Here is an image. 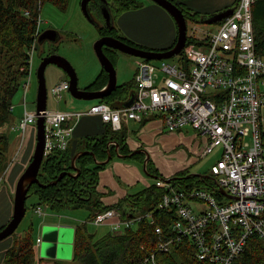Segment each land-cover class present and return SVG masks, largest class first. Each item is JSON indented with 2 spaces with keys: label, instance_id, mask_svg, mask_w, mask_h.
Returning <instances> with one entry per match:
<instances>
[{
  "label": "built area",
  "instance_id": "1",
  "mask_svg": "<svg viewBox=\"0 0 264 264\" xmlns=\"http://www.w3.org/2000/svg\"><path fill=\"white\" fill-rule=\"evenodd\" d=\"M237 1L233 14L218 22L215 31H206L202 37L189 35L202 43H187L180 64L161 60L156 65L140 58L135 74L136 97L129 107L114 109L106 102L95 101L88 110L47 109L45 113V157L55 149L70 146L75 128L85 116H98L119 132L125 123L154 114L170 131L191 128L206 136L203 157L222 148L221 158L210 169V178L216 180V191L224 189L230 200L219 201L208 188L178 189L159 179L156 184L167 192L157 210L174 211L176 219L170 223L167 237L162 228H157L158 243L141 264H166L157 256L172 252L186 240L194 245L200 260L212 264H234L252 235L264 244V57L256 51L252 14L256 0ZM43 23L40 13L22 67L26 72L23 112L13 130L24 136L29 125L37 123L36 112H30L27 104ZM69 88L67 79L52 88L58 104ZM36 213L44 215L43 207H37ZM124 216L122 210L113 207L79 224H110L113 232H121L145 217L154 222L153 212L127 219ZM41 240L36 238L38 248Z\"/></svg>",
  "mask_w": 264,
  "mask_h": 264
},
{
  "label": "trees",
  "instance_id": "2",
  "mask_svg": "<svg viewBox=\"0 0 264 264\" xmlns=\"http://www.w3.org/2000/svg\"><path fill=\"white\" fill-rule=\"evenodd\" d=\"M109 1L114 4L112 12L115 17L142 6V3L137 0ZM172 1L184 11L187 22L191 20L203 22L207 16L214 13L191 12L188 7L182 5L185 4L184 0ZM49 2L61 11H67L71 0H0V174L8 169L11 160L9 130H13V126L21 118V115L17 116L16 110L11 108L15 105V97L21 91L26 75L22 67L26 65L28 50L34 41L37 17L42 11V6ZM236 5L235 1L226 8ZM90 8L97 10L101 16L98 5L93 1L90 2ZM252 14L257 55L264 57V0H256L253 4ZM98 21L100 20L94 18L93 23L98 27L101 37L116 33L115 26L112 25L111 28H108ZM119 38L133 46L148 50L156 49L141 46L128 38ZM176 41L177 39L169 48L156 50L171 49ZM187 42L188 44L202 43L191 36L188 37ZM104 51L116 66L119 51L106 46ZM108 79L109 74L103 68L96 79L87 86V89H103L107 85ZM136 92L137 84L134 77L126 83L118 84L109 96L98 101L106 102L114 109H120ZM102 124L101 134L87 137L78 143L73 139L66 150L55 149L45 157L41 170L38 172L40 183L31 184L28 192L29 196L36 194L38 197L37 202L31 206L34 210L42 205H47L54 212L85 207L89 209L88 218L91 219L99 212L113 208L112 205L103 203L98 192L100 172L106 168L108 162L101 164L96 160L105 161L109 156L108 150L112 154L110 161L118 154L116 145L109 146V142L118 144L120 146L119 153L123 155L136 152L131 157H140L142 163H145L147 157L144 152L130 149L124 127L119 132H114L110 125L104 122ZM84 151H90L95 156L91 153L80 155L77 157L76 167H74L72 162L74 157L77 153ZM147 172L155 177L159 176L158 178L163 177L151 159L147 162ZM61 174H63L61 180L52 184L58 180ZM190 174L188 170L177 172L174 176L177 178L172 181V186L188 190L198 187L208 188L214 191L219 201L224 200L209 179L204 176L202 178L196 175L189 176ZM166 192L165 187L158 186L156 183L150 184L136 194L125 196V199L115 206L122 208L123 203L129 202L131 207L127 211H123L125 219H127V215L136 217L153 212L154 222L145 217L124 227L121 232H109L100 238L90 231L87 224H78L75 229L74 258L86 260L89 264H141V261L150 255L158 243L160 235L157 234V228H162L163 236L167 237L171 231L170 223L176 219L174 211L157 210V206ZM27 210H29L28 206ZM6 225L7 223L1 226L0 231ZM12 236H14V243L6 252L4 264H35L39 256V248L36 245L33 222L24 234L15 236L14 233ZM157 258L166 264H212L209 261L200 260L196 256L195 247L189 240L176 245L172 252L159 254ZM234 264H264V244L257 235H252L248 239L245 250L238 256Z\"/></svg>",
  "mask_w": 264,
  "mask_h": 264
},
{
  "label": "rangeland",
  "instance_id": "3",
  "mask_svg": "<svg viewBox=\"0 0 264 264\" xmlns=\"http://www.w3.org/2000/svg\"><path fill=\"white\" fill-rule=\"evenodd\" d=\"M144 2L142 5L145 6L148 4H154L156 8H159L161 11L159 12H150L146 10L139 11L143 8L140 7L138 9H132L131 12L127 15V17L123 18L121 15L116 16L113 20L115 21L114 26L116 28V33L112 34V36L116 37H124L128 38L134 43L145 45L147 39L153 38L155 35L150 33L152 31L147 26L146 29L135 31L134 38L131 37L122 27H126V19L131 16L132 13H137L136 19H142L147 17V15L151 14L152 19L154 20V24H156L159 28L164 25V21L162 19L171 18L172 21L177 26L174 18L171 14L165 10L162 6H159L153 0H140ZM207 0H189L190 3V11L194 12L196 10H203L201 8V3ZM214 1V0H208ZM207 1V2H208ZM237 0H234V2ZM94 2V1H93ZM95 3V2H94ZM193 8V9H192ZM225 9V8H223ZM222 9V10H223ZM221 10V9H220ZM125 13V12H124ZM163 13V14H162ZM93 14L96 19L100 20L103 25L106 26V19L103 12H101V16L97 10H93ZM41 15L43 16L44 23L42 25V31L46 32V30H56L58 32V38L56 41L43 40L38 41L37 49L34 55V63L32 69V80L30 84V93L28 95V110L30 112H36V104H37V91H38V68L42 62V60L50 55V54H59L65 58H67L70 62H72L73 66L76 69L79 87L81 89H86L98 76V74L102 71L103 66L100 62L94 45L96 41L100 38V31L98 27L91 21L83 12L81 6V0H71L69 8L67 11H61L57 6L52 3H45L42 6ZM167 16V17H165ZM122 17V18H121ZM217 29V24H208L204 22H188V35L202 37L205 35V32H213ZM181 56L176 55L168 60L170 63L180 64ZM117 63H116V71H117V82L118 84H123L134 78L136 70L138 68V61L141 60L139 57H135L129 55L127 53H123L121 51L117 54ZM153 63L159 65L161 60H152ZM47 88H48V109H60V110H88L92 104H94L95 100H84V99H75L71 92L67 90L63 94V99L58 104L56 99L52 96V88L59 83L61 80L67 79L69 77L66 75L65 71L58 67L57 65L50 64L45 72ZM24 89L21 88L15 97V106H16V115L19 116L23 112L22 102H24ZM264 115V108H263ZM151 122L144 129H148V132L145 130L140 131L138 133H134L133 130H137L141 128V124L138 122L132 121L130 125H128L127 136L132 138V142L135 145H139L137 149L143 150L147 159H151L156 168H158L161 172V176L164 180L174 177L179 170H188L191 174H201L212 176L210 169L212 165L221 158L222 150L221 148H217L214 152L206 157H203V152L207 144V139L202 137L195 130L188 128L182 131H168L167 128H164L162 118L161 121L157 122L153 120V116H151ZM15 124V123H14ZM13 124V125H14ZM129 124V123H128ZM30 134L32 131V138L34 140V147L32 154L27 162L30 164L31 159L33 158L35 147L37 144V123L29 125ZM165 126V125H164ZM163 129V131L160 130ZM10 138H11V149L10 155L11 160L9 166L11 164L19 165L22 161V149L24 148V142L26 135L24 136L18 131L9 130ZM85 138L84 136L80 137V139ZM129 138V137H128ZM251 139V137H248ZM24 151V150H23ZM138 151V150H137ZM21 153V154H20ZM121 154V153H119ZM119 154H116L115 157L106 164V170H110L120 184L121 188L124 192L127 193H135L137 191L142 190L146 187V184H154L162 178L152 177L148 174L145 168V164L141 161L137 162L132 158L121 157ZM116 162L120 163L121 170H127L128 168L135 167V171H132L133 178L136 181L133 183L130 180L123 179L118 170L114 167ZM26 164V163H25ZM13 165V166H14ZM176 172V173H174ZM3 175V173L1 174ZM159 177V176H158ZM213 177V176H212ZM210 183L217 184L214 178L208 177ZM107 190H113L109 185H107ZM6 189L3 187L2 183L0 184V211H4V209L9 211L8 218L12 216L14 210V198L16 188L11 187L8 189V195L6 197L5 192ZM101 192V191H100ZM118 194L115 192V196ZM38 197L36 194L30 195L26 204L29 207L27 210L24 219L21 224L17 228L15 232V236L18 234H24L30 224L33 222L34 224V235L35 237H40L42 243L44 242L43 231L44 227L47 226L48 223L56 219L59 222L61 221L60 216L65 215L64 221H68L72 224L69 225H59L64 228V237H63V246L65 249L64 254L56 256V257H44L42 256L41 264H89L86 260L76 259L74 258V239H75V227L78 225L74 220L67 219L66 217H74L76 219H84L88 220V214L90 213L88 208L82 207L77 209H67V211L62 212H54L50 213L45 210L46 215H39L34 211L31 207L34 203H36ZM230 199L225 196L224 201L228 202ZM45 209V205H42ZM129 202L123 203L122 208L120 210L127 211L130 208ZM3 213V212H0ZM64 217V216H63ZM84 217V218H83ZM10 221V220H9ZM8 221V222H9ZM7 222V221H4ZM7 222V223H8ZM3 224V223H0ZM65 226V227H64ZM110 224H104L96 226L92 224L90 221L88 222V227L91 232L96 234L97 238L106 235L109 232H113ZM68 231V234H67ZM36 237V238H37ZM5 246V250L0 252V264H4L5 255L7 250L14 243V236H9L8 238L0 241ZM41 245L39 246V252L41 249ZM35 264H38V260L35 261Z\"/></svg>",
  "mask_w": 264,
  "mask_h": 264
},
{
  "label": "water",
  "instance_id": "4",
  "mask_svg": "<svg viewBox=\"0 0 264 264\" xmlns=\"http://www.w3.org/2000/svg\"><path fill=\"white\" fill-rule=\"evenodd\" d=\"M94 1L101 12H103L106 21V26L111 28L112 25L114 26L115 21L113 20V14L109 7L108 0H82L81 6L85 15L93 21L95 16L93 14V10L90 8V2ZM155 3L162 6L165 10H167L171 16L174 18L177 28H178V37L175 45L166 51H159V50H148L144 48H140L137 46H133L122 39L112 36V35H104L100 36V38L96 41L94 48L96 54L102 63L103 68L108 72L109 79L107 85L100 90H88V89H81L79 87V80L78 74L76 72L75 67L73 66L72 62H70L67 58L59 55V54H50L46 56L37 71L38 74V91H37V106H36V114H37V144L35 147V152L33 158L30 161V164L25 169L23 174L20 176L17 185H16V192L14 198V212L12 214V218L7 223V225L0 231V241L12 236L19 225L21 224L22 220L24 219L27 206L26 200L29 197V188L33 183H40L38 175L41 170L42 164L45 159V148H46V127H45V113L48 109V88L46 82L45 72L47 67L50 64L57 65L58 67L62 68L67 76L69 77L70 88L69 91L75 97V99H84V100H100L104 99L105 97L109 96L117 87V71L115 64L111 60V58L106 54L104 51V47L115 48L118 51L123 53H127L129 55L143 58L146 60H166L173 56L180 55L185 46L187 45L188 40V22L185 17L184 11L172 0H153ZM235 7L225 8L221 11L214 12L207 16L203 22L208 24H217L218 22L222 21L223 19L229 17L233 14ZM58 38V32L56 30H46V32H42L40 41L43 40H50L56 41ZM136 94H133L130 99L124 104V107H129L133 104V100H135ZM120 146L117 144L116 151L119 154ZM109 151V156L105 161L96 160L98 163H107L110 161L112 154ZM140 151V150H138ZM91 153L90 151L79 152L73 159V166L76 167V159L82 154ZM136 153V152H135ZM133 153V154H135ZM94 153H91V155ZM133 154L123 155L119 154L121 157L126 156H133ZM95 156V155H94ZM93 156V157H94ZM149 158H146L145 161V168L147 171V162ZM149 174V173H148ZM152 177H155L149 174ZM196 175L202 178H208V175H201V174H190ZM63 174H61L57 181L52 182V184H56L59 180H61ZM188 176V177H189ZM158 178V177H156ZM177 177H172L166 179L167 183H172ZM181 178V177H178ZM43 186V184H42ZM217 193L222 195H227L224 189L219 188ZM127 217H131V215H127ZM65 227V226H64ZM64 228L63 226L59 225H47L44 227L43 237H45L44 242L42 243L40 252L41 255L44 257H56L59 255L64 254L65 249L63 246V237H64ZM68 234V231H67Z\"/></svg>",
  "mask_w": 264,
  "mask_h": 264
},
{
  "label": "crops",
  "instance_id": "5",
  "mask_svg": "<svg viewBox=\"0 0 264 264\" xmlns=\"http://www.w3.org/2000/svg\"><path fill=\"white\" fill-rule=\"evenodd\" d=\"M137 1H139V3H142V4L144 3V2H142L140 0H137ZM207 1H203L201 3V8L203 10L199 9V10H196V11L212 13V12L218 11V10H220L222 8H226V7L230 6V5H232L234 0H214V1H208V2ZM184 3L185 4H182L183 6L188 7L189 9L191 8L189 0H184ZM142 10H146V11H150V12H159V13L161 11L159 8H156V6L154 4H148V3H147V5L143 6V8L141 10H139V11H142ZM130 12H131V10L123 13L121 16L123 18H125V17H127V15ZM137 15H138L137 13H132L131 16L126 19V24H125L126 27L122 26V24H120L121 27L131 37L134 38L136 29L137 30H143V29H146L147 26L149 25L150 29L152 30V31L149 30V32L154 34L155 36L153 38H151V39H147L146 40V44L142 45V46H146V47H149V48H156V49H166V48H169L170 46H172V44L175 42V40L178 37V28H177V26H175V23L172 21V19L170 17L167 18V19H162L164 21V25H162L159 28L156 24L153 23L154 20L152 19V15L151 14L147 15V17L142 18V19L141 18L140 19H136ZM165 17H167V16H165ZM136 72H137V70H136ZM134 77H135V75H134ZM21 116H22V114H21ZM151 116H153V118H154L153 120H155L157 122L161 121L160 117L157 116V115H154V114H150V115H147V116L144 115V117H143V119L141 121L131 120V121L128 122L129 124L125 123L124 126H123L124 130H125V133L127 134L128 125H130L132 121L138 122V123L141 124V128L140 129L133 130L134 133H138V132L143 131V130H145V132H148L149 130L148 129H144V128L146 126H148L149 123L151 122V120H152ZM18 122H16L15 125H17ZM105 124H107V123H105ZM161 124H162V121H161ZM108 125H110V124H108ZM102 127H103V124H102V120L100 119V117H98V116H85L81 120V122L76 126L72 140L74 139L78 143L82 139H85L87 137H93V136L99 135V134L102 133ZM163 127H164V125H163ZM164 128H166V127H164ZM30 130L31 129H29L26 132L24 148L22 149V154L20 153L22 155V161L19 163V165H17V161H16V165L11 164L3 175L0 174V184L2 183L3 187H5V189H6V191H4L5 194H6V197H7L8 193H9L8 189H11V187H14V188L16 187L20 176L23 174V172L25 171V169L29 165L28 164L29 162H27V161H28V159L30 158V156L32 154L33 147L35 146L34 145V140L32 138V131H31V134H30ZM160 130L163 131V129H161V127H160ZM168 131H170V130H168ZM179 131H182V130H178L177 132H179ZM82 136H84L85 138L80 139V137H82ZM201 136L204 137L205 139H207L206 136H203V135H201ZM127 137H129V138H127V142H128V144L130 146V149L132 151L140 150L141 152H143V150L137 149V147H139V145H135L134 142H132L133 140H132V138H130V136H127ZM111 145H113V144H111ZM207 145H208V139H207L206 147H207ZM206 147H205V149H206ZM217 148H219V147H217ZM214 150H213V152H214ZM221 150H222V148H221ZM212 153H210V154H212ZM210 154H207L206 156H208ZM206 156H204V157H206ZM126 158H132V159L136 160L137 162L141 161L140 157L139 158L126 157ZM143 164H145V163H143ZM119 166H120L119 162H116L114 164V167L118 170L119 175L123 179L130 180V181H132L134 183L136 181V179L133 178L132 171L133 170L135 171V167L128 168L127 170H121ZM179 171H181V170H179ZM179 171H176V172H179ZM176 172H174V173H176ZM107 185H109L111 188H113V190L108 191L107 190ZM149 185H150V183L149 184L147 183L146 187H148ZM146 187H144L143 189H145ZM98 192L100 193V195H101L100 198H101V200L103 201V203L105 205H112L113 207H115L118 202H120L123 199H125V196H127L129 194H136L139 191H137L135 193L124 192V190L121 188L120 184L117 182V180L113 176L112 172L110 170H106V168H105L104 170H102L100 172V184L98 186ZM115 192L118 194L117 196H115ZM115 208H118V207H115ZM13 210H14V208H13ZM45 210L49 211L50 213H53V211H51L47 205H45V209L43 208L44 212H45ZM34 211L36 212V209ZM0 212H3V213H0V223H3V224H0V227H1V226L5 225L12 218V216H10V218H8L9 211L6 210V209H4V211L2 210ZM63 214L62 215H58V214L54 213L55 216H60L59 218H61L62 222H59V221H57L55 219L54 222L52 221L51 223H48L47 225H53L54 226V225H62L63 224V225H69L70 226L71 223L69 222V220L68 221H64L65 215H63ZM44 215H46V214L44 213ZM67 219L74 220L78 224L81 223V220H82V219H76L74 217H66V220ZM4 221H7V222H4ZM75 229H76V227H75ZM5 249H6L5 246L2 243H0V252L4 251ZM41 258H42V255H41V252H39V256L37 258L38 264H41Z\"/></svg>",
  "mask_w": 264,
  "mask_h": 264
},
{
  "label": "flooded vegetation",
  "instance_id": "6",
  "mask_svg": "<svg viewBox=\"0 0 264 264\" xmlns=\"http://www.w3.org/2000/svg\"><path fill=\"white\" fill-rule=\"evenodd\" d=\"M81 1H82V0H81ZM107 4L109 5V7H110V9H111V11H112V8H113V5H114V4L112 3V1H109V0H108V3H107ZM112 14H113V12H112ZM113 17L115 18L114 14H113ZM98 22H101V21H98ZM42 32H43V31H42V28H41L40 35L38 36V37H39V40H40V37H41ZM107 35H112V34H107ZM115 37H116V36H115ZM118 38H119V37H118ZM39 40H38V41H39ZM86 89H87V88H86ZM88 90H91V89H88Z\"/></svg>",
  "mask_w": 264,
  "mask_h": 264
}]
</instances>
